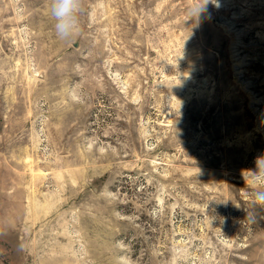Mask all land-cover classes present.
<instances>
[{
  "label": "rangeland",
  "instance_id": "374dc122",
  "mask_svg": "<svg viewBox=\"0 0 264 264\" xmlns=\"http://www.w3.org/2000/svg\"><path fill=\"white\" fill-rule=\"evenodd\" d=\"M192 2L0 0V264H264V0Z\"/></svg>",
  "mask_w": 264,
  "mask_h": 264
},
{
  "label": "clouds",
  "instance_id": "9594fccd",
  "mask_svg": "<svg viewBox=\"0 0 264 264\" xmlns=\"http://www.w3.org/2000/svg\"><path fill=\"white\" fill-rule=\"evenodd\" d=\"M217 2L218 0H193L184 10V23L198 25L208 13V5ZM49 11L58 39L70 42L79 37L82 32L81 16L85 11L84 0H50ZM254 164V169L245 171L248 175H244V180L246 187L251 189L253 207L264 211V153L254 159ZM252 219L255 220V217Z\"/></svg>",
  "mask_w": 264,
  "mask_h": 264
}]
</instances>
